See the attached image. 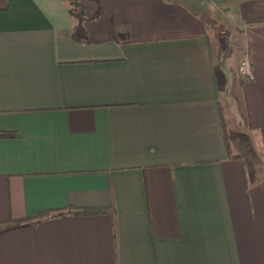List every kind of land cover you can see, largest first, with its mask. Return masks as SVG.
<instances>
[{
  "label": "crops",
  "instance_id": "1",
  "mask_svg": "<svg viewBox=\"0 0 264 264\" xmlns=\"http://www.w3.org/2000/svg\"><path fill=\"white\" fill-rule=\"evenodd\" d=\"M0 132V264H264V0H0Z\"/></svg>",
  "mask_w": 264,
  "mask_h": 264
},
{
  "label": "rangeland",
  "instance_id": "2",
  "mask_svg": "<svg viewBox=\"0 0 264 264\" xmlns=\"http://www.w3.org/2000/svg\"><path fill=\"white\" fill-rule=\"evenodd\" d=\"M245 54V51H242L243 56ZM239 75V74H238ZM240 76V75H239ZM238 143L241 145L242 141L239 138H235ZM244 137V144L240 147L242 149H247L245 152H242L243 157H245L247 164L249 168L252 170V172L256 173L257 176L264 180V149H262V146L260 145H252L251 141L253 142V138H250L249 144L247 143L248 140ZM248 144V145H247ZM254 144V143H253Z\"/></svg>",
  "mask_w": 264,
  "mask_h": 264
},
{
  "label": "built area",
  "instance_id": "3",
  "mask_svg": "<svg viewBox=\"0 0 264 264\" xmlns=\"http://www.w3.org/2000/svg\"><path fill=\"white\" fill-rule=\"evenodd\" d=\"M237 72L240 76L251 79L252 78V70H251V64L250 59L247 53H245L242 58L240 59L238 65H237Z\"/></svg>",
  "mask_w": 264,
  "mask_h": 264
},
{
  "label": "trees",
  "instance_id": "4",
  "mask_svg": "<svg viewBox=\"0 0 264 264\" xmlns=\"http://www.w3.org/2000/svg\"><path fill=\"white\" fill-rule=\"evenodd\" d=\"M73 14L80 20L82 18V13L80 11L77 12H73ZM5 133L0 132V135H4ZM245 158V157H244ZM246 161V159H245ZM250 173H251V178L254 176V172H252V170L250 169ZM107 209L106 208H81L76 210L75 212L78 214H84V215H88V214H93V213H104L106 212Z\"/></svg>",
  "mask_w": 264,
  "mask_h": 264
}]
</instances>
